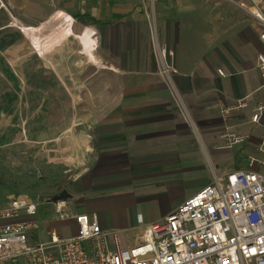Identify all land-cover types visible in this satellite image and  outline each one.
Listing matches in <instances>:
<instances>
[{
    "label": "crops",
    "instance_id": "obj_1",
    "mask_svg": "<svg viewBox=\"0 0 264 264\" xmlns=\"http://www.w3.org/2000/svg\"><path fill=\"white\" fill-rule=\"evenodd\" d=\"M148 20L165 55L151 48ZM261 31L232 0H0V208L66 187L73 197L40 201L37 219L40 207L61 211L76 198L79 214L97 215L125 248L142 229L137 214L162 221L216 178L248 168L261 131L249 107L226 120L221 110L247 96L264 101ZM229 125L250 139L226 147ZM41 220L47 239L37 227L31 243L49 240L50 227L60 238L78 232L75 218Z\"/></svg>",
    "mask_w": 264,
    "mask_h": 264
},
{
    "label": "built area",
    "instance_id": "obj_2",
    "mask_svg": "<svg viewBox=\"0 0 264 264\" xmlns=\"http://www.w3.org/2000/svg\"><path fill=\"white\" fill-rule=\"evenodd\" d=\"M232 1L259 21L264 42V12L258 3ZM154 42L165 55L156 35ZM257 66L264 81V53L258 54ZM171 70L164 62L162 72ZM248 107L250 124L261 131L248 168L216 178L162 221L146 223L143 214H137L142 229L130 246L122 247L116 232L103 229L98 216L87 213L75 217L77 234L60 238L50 227L49 240L31 243L39 203L50 198L21 195L0 208V264H264V101L253 106L247 96L221 113L226 120L232 111ZM224 137L226 147L232 148L249 140L250 133L229 125Z\"/></svg>",
    "mask_w": 264,
    "mask_h": 264
},
{
    "label": "rangeland",
    "instance_id": "obj_3",
    "mask_svg": "<svg viewBox=\"0 0 264 264\" xmlns=\"http://www.w3.org/2000/svg\"><path fill=\"white\" fill-rule=\"evenodd\" d=\"M159 4H158V8H159ZM147 27H148V31H150L151 33H149V36H150V42H151V48L153 46V48L155 49L156 46H155V42H154V39H155V36L153 35L152 31H151V23L149 22L148 20V23H147ZM151 34V35H150ZM159 36H160V33H159ZM161 38V37H160ZM91 73V71H87L85 74H83V72H76L77 74V83H78V80L79 79H84L85 76L89 75ZM80 75V76H79ZM111 80L112 79H108V80H102V82L104 81L107 85H111ZM102 84V83H101ZM83 86V85H82ZM248 120H250V115L248 113ZM235 131L238 132L239 130H237L235 128ZM240 132V131H239ZM208 167H210V164L207 163ZM197 182H188V184L186 185V188L185 189H190L192 188ZM52 187V186H51ZM50 185L47 187H44V190L42 191H38L37 193H43V194H48L50 198V200L52 201H56L57 200V197L62 193V192H66L67 194H69V197H73V194L71 189H69L70 191H68V188L64 187H60V186H56L53 188H51ZM66 190V191H65ZM184 193H185V190H184ZM72 203H68L67 200H66V203H65V207L61 210V211H57L54 206H52L51 204H47L46 206L44 207H40V210H39V215H38V229L36 231H40V240H44V239H47V236H46V229H47V226L45 225L46 221H42L41 220V214L44 215V219H50V220H70L72 222V219L75 218L76 215H78L81 211V205L79 203H77L76 201V198H72L71 200ZM171 202V200H170ZM169 205V200L168 199H164V200H161V202L159 203V205L155 208L156 211H158L159 213H162L164 209L167 208V206ZM136 211H139L137 209H140V210H143L144 208L141 207V206H136ZM134 208V209H135ZM57 224H59V222H55ZM49 227V226H48ZM40 228V230H39ZM48 234H50V232H48ZM131 234H129L130 236ZM67 238V237H66ZM121 238H122V241L124 244H127V241L125 242L124 241V233L122 232L121 233ZM126 239V238H125ZM129 239V237H128Z\"/></svg>",
    "mask_w": 264,
    "mask_h": 264
},
{
    "label": "water",
    "instance_id": "obj_4",
    "mask_svg": "<svg viewBox=\"0 0 264 264\" xmlns=\"http://www.w3.org/2000/svg\"><path fill=\"white\" fill-rule=\"evenodd\" d=\"M65 197H66L65 192H63V194L58 196V199H62V198H65Z\"/></svg>",
    "mask_w": 264,
    "mask_h": 264
},
{
    "label": "flooded vegetation",
    "instance_id": "obj_5",
    "mask_svg": "<svg viewBox=\"0 0 264 264\" xmlns=\"http://www.w3.org/2000/svg\"><path fill=\"white\" fill-rule=\"evenodd\" d=\"M61 194H63V193H61Z\"/></svg>",
    "mask_w": 264,
    "mask_h": 264
}]
</instances>
